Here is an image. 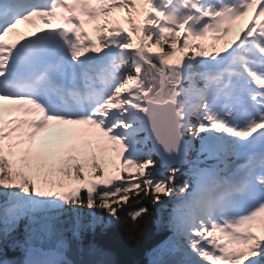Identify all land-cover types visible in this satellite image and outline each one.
I'll use <instances>...</instances> for the list:
<instances>
[{
  "label": "snow or ice",
  "instance_id": "snow-or-ice-1",
  "mask_svg": "<svg viewBox=\"0 0 264 264\" xmlns=\"http://www.w3.org/2000/svg\"><path fill=\"white\" fill-rule=\"evenodd\" d=\"M0 264H264V0H0Z\"/></svg>",
  "mask_w": 264,
  "mask_h": 264
},
{
  "label": "trees",
  "instance_id": "trees-1",
  "mask_svg": "<svg viewBox=\"0 0 264 264\" xmlns=\"http://www.w3.org/2000/svg\"><path fill=\"white\" fill-rule=\"evenodd\" d=\"M143 203L149 208L151 216L143 217L138 221L139 227L136 229L139 233L138 243H130L126 236V229H129L132 225L126 213L138 207L134 203L124 206V209L120 211V223L114 224L107 236L101 238L103 243L114 248L118 259L122 261L142 260L144 253L160 238L156 225L157 209H154L146 200ZM166 203L171 205V197L166 200Z\"/></svg>",
  "mask_w": 264,
  "mask_h": 264
}]
</instances>
